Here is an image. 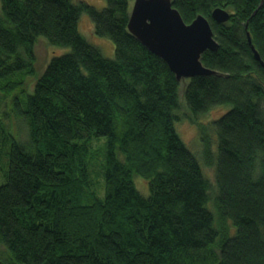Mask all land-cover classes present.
<instances>
[{"label": "trees", "instance_id": "trees-1", "mask_svg": "<svg viewBox=\"0 0 264 264\" xmlns=\"http://www.w3.org/2000/svg\"><path fill=\"white\" fill-rule=\"evenodd\" d=\"M104 1L0 0V95L27 131L26 143L0 132V264H264V67L247 39L264 62V0H172L218 44L200 57L214 73L182 92L194 116L229 106L197 125L213 187L176 130L181 81L128 31L133 0ZM81 14L113 58L80 32ZM38 37L69 50L36 74Z\"/></svg>", "mask_w": 264, "mask_h": 264}, {"label": "water", "instance_id": "water-1", "mask_svg": "<svg viewBox=\"0 0 264 264\" xmlns=\"http://www.w3.org/2000/svg\"><path fill=\"white\" fill-rule=\"evenodd\" d=\"M229 16V12L220 7L211 12V18L217 23L226 22ZM127 29L167 64L177 81L214 73L200 60L205 50H215L218 46L204 16L198 14L191 22L185 23L172 6V0H134ZM247 39L255 59L264 67L248 32Z\"/></svg>", "mask_w": 264, "mask_h": 264}, {"label": "rangeland", "instance_id": "rangeland-1", "mask_svg": "<svg viewBox=\"0 0 264 264\" xmlns=\"http://www.w3.org/2000/svg\"><path fill=\"white\" fill-rule=\"evenodd\" d=\"M84 1L92 5L96 9H102L105 6L104 0H84ZM79 28H80V32L85 36L87 41L97 46L104 57L113 58L114 45L112 41L105 37L97 36L93 33L91 20L86 14H81L79 18ZM37 39L39 40L34 45V54H35L34 68L36 74L39 73L44 68L46 62H48L51 57L63 54L69 50L67 47H58V46L50 45L43 37H38ZM27 80L28 81H26L25 83L26 84L25 88L30 89L33 83L32 82L33 78L28 77ZM180 84H181L179 89L180 118L176 123V130L180 134V137L182 141L185 143V145L198 157L202 169L206 174V176L208 177L211 187H213L214 168L211 164L206 165L202 157L200 131L197 125L199 123L206 124L211 122L212 120H215L224 111H226L229 108V106L228 105L216 106L211 108L209 111L205 112L204 114L194 116L190 114V112L188 111L182 96L184 81H181ZM10 103H11L10 96L3 97L2 95H0V129L1 128L4 129V132L0 130V132L2 133L1 135L3 136V134H7L6 132H10L11 136H14L18 141L26 143L27 142L26 127L21 119H18L14 116V114L11 111ZM210 138H211L210 139L211 145L212 147H214L215 137L211 131H210ZM96 143H94V147L98 144H101V142L97 144ZM0 145H1L0 175H2L3 169L5 168L6 165V148H5L6 146L5 144H1V143ZM90 171H91L90 173H91L92 186L93 188H95L96 192L99 195H102L103 182L101 177L100 166L98 164H95ZM135 181L138 189L143 193L146 192L147 182L141 178H136ZM146 195L147 193L144 196ZM213 195H214V191L211 190L210 200L207 206L210 209H212L211 211L213 212V214H215ZM3 252H5V249L3 246L0 245V254Z\"/></svg>", "mask_w": 264, "mask_h": 264}, {"label": "bare ground", "instance_id": "bare-ground-1", "mask_svg": "<svg viewBox=\"0 0 264 264\" xmlns=\"http://www.w3.org/2000/svg\"><path fill=\"white\" fill-rule=\"evenodd\" d=\"M133 2H134V0H133Z\"/></svg>", "mask_w": 264, "mask_h": 264}]
</instances>
